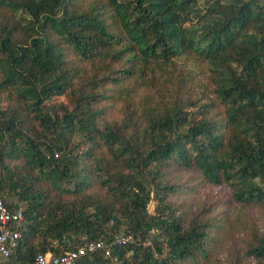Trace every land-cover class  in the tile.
<instances>
[{"label":"trees","instance_id":"16d2710c","mask_svg":"<svg viewBox=\"0 0 264 264\" xmlns=\"http://www.w3.org/2000/svg\"><path fill=\"white\" fill-rule=\"evenodd\" d=\"M0 191L1 264L118 237L75 264H264L232 217L264 206V0H0Z\"/></svg>","mask_w":264,"mask_h":264},{"label":"built area","instance_id":"2783aa9c","mask_svg":"<svg viewBox=\"0 0 264 264\" xmlns=\"http://www.w3.org/2000/svg\"><path fill=\"white\" fill-rule=\"evenodd\" d=\"M22 222L23 217L20 210L8 209L0 191V264L7 260L12 248L16 246ZM125 240V238L118 237L112 243L87 241L72 250L57 255L50 252L37 253L28 264H75L84 254L96 251H101L103 256H108L112 244H120Z\"/></svg>","mask_w":264,"mask_h":264},{"label":"rangeland","instance_id":"374dc122","mask_svg":"<svg viewBox=\"0 0 264 264\" xmlns=\"http://www.w3.org/2000/svg\"><path fill=\"white\" fill-rule=\"evenodd\" d=\"M170 176L172 177V181L178 183L179 185H186V186H193V190L189 194H179L177 197V201H184L185 199H199L202 196L210 195L211 197L216 198L219 196L225 195L226 191L222 187H216L212 185H193L196 180H198L194 175H191L189 173H182L173 171L171 172ZM154 203L150 202L148 204V210L151 211L153 208ZM233 212L230 211L229 215H231ZM247 214L246 217H244V214ZM245 213L242 215H238L233 213L232 217H235L239 221L245 220L247 224L250 226H255L259 230H264V206L260 207H249L245 210ZM238 221H231V229L226 234L225 240L223 242L222 248H225L227 246L228 249L231 250V253L235 249H240L242 245V241L248 239L247 234H244L243 230H241L238 226ZM220 251V250H219ZM223 253L218 252L219 256H222Z\"/></svg>","mask_w":264,"mask_h":264}]
</instances>
